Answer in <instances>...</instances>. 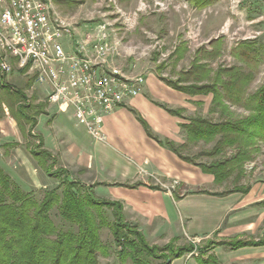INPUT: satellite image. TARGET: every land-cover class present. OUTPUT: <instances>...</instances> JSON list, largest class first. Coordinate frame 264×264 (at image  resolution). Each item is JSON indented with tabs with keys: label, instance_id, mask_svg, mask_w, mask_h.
<instances>
[{
	"label": "crops",
	"instance_id": "1",
	"mask_svg": "<svg viewBox=\"0 0 264 264\" xmlns=\"http://www.w3.org/2000/svg\"><path fill=\"white\" fill-rule=\"evenodd\" d=\"M66 41L74 49L72 41ZM132 73L144 75L145 84L139 95L127 98L103 117L104 141L94 139L76 120L74 109L62 104L56 105V112L48 108L51 122L45 125L41 117L34 127V131L38 128L36 136L39 142L42 139L43 148L58 156L70 179L94 185L100 199L122 203L126 220L137 225L149 242H174L178 247L194 244L193 252L174 258L171 264H214L209 256L217 264H264V244L232 246L236 240H264V235H255L258 214L264 223V198H256V186L243 179L236 182L234 177L232 187L215 191L212 188L227 186L229 179L217 183L213 174L197 165L210 164L212 159L199 162L182 152L192 159L189 161L167 145L188 144L182 125L197 117L209 118L196 112L202 107L207 110L204 113H211L213 94L186 93L152 72ZM40 88L50 106L47 92L42 89L45 87ZM190 147L193 144L181 149ZM12 155L5 156L0 164L23 170L37 166L35 160L28 158L31 167L22 158H9ZM235 185L250 186V190L233 191ZM106 188L109 196L104 192ZM183 236L192 240L178 243ZM201 248H205L202 254ZM189 255L192 258L183 262L181 258Z\"/></svg>",
	"mask_w": 264,
	"mask_h": 264
},
{
	"label": "trees",
	"instance_id": "2",
	"mask_svg": "<svg viewBox=\"0 0 264 264\" xmlns=\"http://www.w3.org/2000/svg\"><path fill=\"white\" fill-rule=\"evenodd\" d=\"M248 43L243 41V47L255 54L256 50ZM233 54L248 61L243 58L247 55L245 53L233 50ZM213 55L209 57H215ZM199 62L197 60L193 70L188 72V75L195 76V83L165 81L186 93H212L210 112L220 111L222 120L194 118L182 125L188 144L176 147L169 142L167 145L182 158L192 161L182 154L181 147L201 141L215 142L212 149L202 154L212 159L210 164L197 165L204 172L213 174L217 183H223L232 176L239 182L245 175L246 164L253 161L264 148V84L249 93L248 86L253 78L251 72L236 66L220 67L211 77L213 70L209 65L202 64L204 71L198 72ZM18 73H22V70ZM1 89L5 91L3 100H0L1 111L13 107V117L22 126V131H26L21 122L22 116L30 119L29 123L34 128L40 111L36 116L28 117L24 114L23 109L26 108L23 106L19 107L17 114L14 105H23L20 101L26 96L14 92L8 85H3ZM231 106H239L248 114L235 117ZM40 147L43 150L32 152L34 160L52 175L55 164L50 163L49 159L54 160V156L43 148L42 139ZM228 149H231L230 155ZM62 171L65 177L63 181L54 188L44 190L43 196L39 197L36 191L23 189L0 164V264H171L174 258L195 250L194 244L186 247H178L174 242L164 246L151 244L137 225L134 224L136 230L131 231L128 225L123 224L126 219L122 203L98 198L94 185L70 180L68 171L61 168V174ZM249 190L250 186L245 185H235L233 188V191L244 193ZM107 209L113 210L114 220L110 219ZM105 227L112 231L115 250L102 239L101 232ZM125 229L129 231L127 236ZM263 244L264 240L232 242L233 248ZM203 251L205 248L199 250L201 254ZM113 256L116 258L113 262L101 260ZM208 259L217 264L213 256Z\"/></svg>",
	"mask_w": 264,
	"mask_h": 264
},
{
	"label": "rangeland",
	"instance_id": "3",
	"mask_svg": "<svg viewBox=\"0 0 264 264\" xmlns=\"http://www.w3.org/2000/svg\"><path fill=\"white\" fill-rule=\"evenodd\" d=\"M52 15L69 24L78 37L90 28L104 25L110 34V41L118 46L115 61L126 71L146 75L152 72L164 80L189 84L195 83V76L188 75V72L193 70L195 62L200 60L197 63L200 67L198 72L204 71L202 64L209 65L213 70L211 77L220 67L236 66L251 72L253 78L248 86L249 93L255 92L264 84V0H54ZM218 39L221 40L213 42ZM243 41L249 42V46H252L256 53L252 54L250 49L244 48ZM66 50L74 52L73 45L66 44ZM233 50L247 54L243 58L248 61L235 56ZM212 53L215 55L213 58L209 57ZM3 85H8L14 92L26 96L20 101L23 105L12 104L16 107V113L19 107L24 106L26 116H36L37 111H40L37 115L38 121L41 117L45 119V125L52 121L48 108L50 112H56L57 104L48 102V106L45 103L44 96L40 94V85H36L35 79L31 80L28 75L18 72L2 78L0 100H3L5 93L1 89ZM42 89L44 93L47 92L46 88ZM40 105L41 108L38 107ZM11 108L13 107L10 106L4 111L0 109V163L1 159H5L10 153L13 155L9 158H22L21 160L29 166L27 160H34L33 150H43L39 137L36 136L38 128L34 131L29 123L30 119H24L22 116L21 122L26 130L22 131V126L14 119ZM231 109L235 112V117L248 114L239 106H231ZM204 111L207 112L201 107L196 113L206 115L214 121L222 119L218 113ZM214 145L215 142H202L193 144L189 149L182 148L181 151L193 157L195 161L210 162L211 158L202 153L212 149ZM15 148L18 149L12 151ZM231 153V149H228V155ZM53 158L54 160L49 159L50 163L55 164L52 175L47 174L38 164L35 168L30 165L29 170L2 166L23 189L36 191L41 197L44 190L58 186L65 178L63 171L61 174L63 167L58 156L54 155ZM245 168L243 182L256 186L257 199L264 198V190L261 189L264 186V148ZM45 173L50 179H47ZM234 177L229 179L227 186L212 189L217 191L232 187ZM104 192L107 194L108 189H104ZM107 195L109 196V193ZM107 212L110 219L114 220L113 210L107 209ZM257 218L259 222L255 235L261 237L264 235L262 215L258 214ZM123 224L128 225V230H136L134 224L126 220ZM128 230H124L127 232L126 236L129 235ZM101 234L103 241L115 250L112 231L105 227ZM191 240L183 236L178 243L185 244ZM150 243L154 244L152 241ZM158 245L164 246L160 243ZM191 258L189 255L181 259L186 263ZM101 260L113 262L116 258L113 256Z\"/></svg>",
	"mask_w": 264,
	"mask_h": 264
},
{
	"label": "built area",
	"instance_id": "4",
	"mask_svg": "<svg viewBox=\"0 0 264 264\" xmlns=\"http://www.w3.org/2000/svg\"><path fill=\"white\" fill-rule=\"evenodd\" d=\"M53 1L0 0V80L22 70L46 88L49 103L70 105L92 137L104 141L103 117L139 95L146 78L115 61L118 46L104 25L78 37L52 15ZM67 39L74 52L66 50Z\"/></svg>",
	"mask_w": 264,
	"mask_h": 264
}]
</instances>
